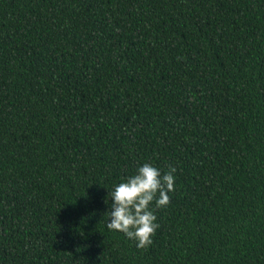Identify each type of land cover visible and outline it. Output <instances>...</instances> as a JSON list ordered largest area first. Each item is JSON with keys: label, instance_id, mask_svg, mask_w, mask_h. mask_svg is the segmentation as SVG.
<instances>
[{"label": "trees", "instance_id": "obj_1", "mask_svg": "<svg viewBox=\"0 0 264 264\" xmlns=\"http://www.w3.org/2000/svg\"><path fill=\"white\" fill-rule=\"evenodd\" d=\"M144 162L137 248L105 187ZM0 264H264V0H0Z\"/></svg>", "mask_w": 264, "mask_h": 264}, {"label": "clouds", "instance_id": "obj_2", "mask_svg": "<svg viewBox=\"0 0 264 264\" xmlns=\"http://www.w3.org/2000/svg\"><path fill=\"white\" fill-rule=\"evenodd\" d=\"M177 169L169 165L166 171L144 162L135 171L113 182L107 189L105 211L108 230L122 233L135 242L137 248L147 247L159 227L155 209L166 207L175 189Z\"/></svg>", "mask_w": 264, "mask_h": 264}]
</instances>
